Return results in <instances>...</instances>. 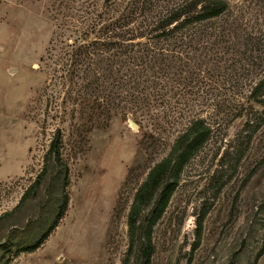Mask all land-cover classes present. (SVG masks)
Listing matches in <instances>:
<instances>
[{
  "label": "rangeland",
  "instance_id": "1",
  "mask_svg": "<svg viewBox=\"0 0 264 264\" xmlns=\"http://www.w3.org/2000/svg\"><path fill=\"white\" fill-rule=\"evenodd\" d=\"M0 264H264V0H0Z\"/></svg>",
  "mask_w": 264,
  "mask_h": 264
},
{
  "label": "trees",
  "instance_id": "2",
  "mask_svg": "<svg viewBox=\"0 0 264 264\" xmlns=\"http://www.w3.org/2000/svg\"><path fill=\"white\" fill-rule=\"evenodd\" d=\"M208 13L210 14H213V13H216L218 12L221 8H217L216 9V6H211L210 8H208ZM56 141L54 143V145L52 146L53 150H54V157L56 160H59V157H58V154H57V151H55L56 149ZM63 179H64V176H63ZM59 194H60V203L58 204V207H57V211L54 215V218L52 219V222L50 223V225H48L47 228H45L43 230V232L33 241L31 242L30 244H28L27 246H25L24 249L26 250H30V249H34L35 247H37L39 245V243L42 241V239L44 238V236L47 234V232L54 226L56 220L61 216L62 214V206L65 204V197H64V193H63V189L60 188L59 190Z\"/></svg>",
  "mask_w": 264,
  "mask_h": 264
}]
</instances>
